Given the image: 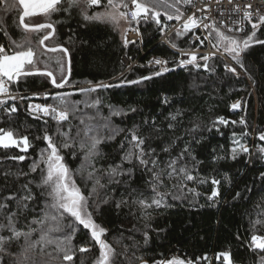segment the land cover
<instances>
[{
	"label": "trees",
	"instance_id": "obj_1",
	"mask_svg": "<svg viewBox=\"0 0 264 264\" xmlns=\"http://www.w3.org/2000/svg\"><path fill=\"white\" fill-rule=\"evenodd\" d=\"M4 6L0 7V45L7 49L11 40H19L23 33L16 27V13L4 12ZM177 6L184 14L187 13L183 2ZM76 11L73 9V13ZM52 20L56 21L57 32L46 44L62 45L69 49L71 60L69 86L65 89H56L47 77L38 75L23 78L19 84L13 85L21 95L32 99L9 101V104H17L18 111L10 116L0 111V127L15 129L21 136L28 135L32 146L28 153H21L16 148L0 149V182L5 170L16 172L22 169L27 172L28 165L37 159L40 150L46 147L44 141L36 139V136H43L45 128L50 133L56 128L54 121L49 120L45 125L43 120L33 119V114L26 110L28 103L35 101L41 104H55L56 101L51 96L47 100L43 99L45 92L52 95L64 91L72 92L74 94L71 99L79 101L91 100L98 95L103 101L98 109L86 108L80 104V111L74 117L70 116L69 121L64 123V130L67 131L71 126L74 134L76 128L80 127L82 117L95 116L97 111L101 117H109V105L127 113L110 117L108 123L116 134L113 139L106 140L99 146L100 155L94 161L96 168L106 169L113 163H120L123 155L121 143H125L127 147L125 137L129 136L130 130L138 128L139 134L147 138L145 148L155 149L158 170L166 168L170 159L178 157L185 145H190L191 156L185 154V158L179 161L177 167L187 165L198 177L197 180L184 182L187 187L182 192H177L178 198L167 196L165 202L168 207L148 209L150 219L144 218L145 214L137 205L130 203L116 208L115 204L121 197L128 199L130 193L133 197L137 192L150 196L152 193L148 181L151 173L140 166L125 164V168H132L130 177L122 178L127 183L109 184L106 176L102 179L101 182L106 184V187L100 190V198L106 197L109 202L100 203L97 209L90 201L89 210L92 211L94 220L107 229L104 238L119 254L117 257L119 264H139L137 257H143L151 264L154 259H170L174 256L194 260L196 264H223V257L217 260V255L225 251L230 252L234 264H259L260 256L264 253L250 250L249 244L253 231L251 222L261 218V214L264 213V178L261 177V173H264V159L259 158L256 152V146L264 144L258 140V133L264 131V45L254 44L242 54L248 72L242 70L248 77L251 76L249 81L227 72L224 67L227 62L217 56H213L207 62L210 71H205L202 67L200 69L192 66L178 67L173 61L180 59L179 55L167 45L158 43L162 35L157 26L154 23L141 22L143 47L148 52L144 61L152 56H163L168 59L169 67L174 71L142 84H126L118 88L101 90L86 97L79 94L77 89L89 86V81L116 84L122 79L133 80L148 75L155 69L139 66L122 76L125 70L122 57L136 56L139 46L124 47L118 29L113 30L111 26L102 24L89 25L85 28L78 14L71 16L68 13L54 14ZM161 20L167 26L175 21H167L163 16ZM44 22H47V18L43 16L30 18L32 24ZM220 30L225 32L221 28ZM250 31L251 29L248 32ZM29 34L33 38L37 35L35 33L27 35ZM225 34L233 35L226 32ZM245 34L236 35L243 37ZM257 37L264 39V26L257 31ZM211 39L214 43L215 33H212ZM171 40L179 49L190 48L186 39ZM220 51L223 52V48ZM201 56H198V62L203 64L204 61L199 59ZM64 59L67 74L68 59L67 57ZM50 67L57 72L59 79L56 64ZM165 98L169 103L164 102ZM237 100L243 102L240 111L231 108ZM130 108H135L136 111H129ZM177 111L181 114L172 120L171 116ZM221 116L229 121L228 125L216 124L213 127V122ZM241 117L247 122L246 128L239 123L235 125L231 123L238 122ZM95 122L97 121H93ZM104 122L102 119L99 120L101 124ZM169 124L172 125L171 128ZM193 128H196L195 132L191 131ZM104 131L107 135L108 130ZM243 131H248L249 135L241 138ZM233 133H236L235 137ZM234 138L241 139L252 154L240 153L236 159H232L230 150L234 146ZM165 147L170 150L164 152ZM61 152L67 166L74 173L73 178L87 194L91 188V181L87 182L88 187H85V180L76 172L81 166L83 153L77 150L74 155L71 149H62ZM9 155H26L27 159L23 162L8 160L6 157ZM33 177L39 178V170L30 177H21L19 180L12 178L9 183L15 190ZM200 179L207 182L200 183ZM212 179L220 181L216 186L219 196L210 200L209 196L214 187ZM174 183H176L174 179H168L165 175L160 190L175 191L172 188ZM33 190L37 194L40 192L35 185ZM237 193L240 194L239 197ZM37 201L38 203L34 202V210L26 213L27 220L21 216L18 226L23 227L41 211L45 198L37 195ZM145 231L149 237L147 244L144 242ZM256 234L264 235V227H258ZM73 245L75 258L71 264H81V261L83 264H94L99 256V248L82 225L75 234ZM81 246L88 248L89 251L80 252ZM0 259L4 264H12L11 258L7 255Z\"/></svg>",
	"mask_w": 264,
	"mask_h": 264
},
{
	"label": "snow or ice",
	"instance_id": "obj_2",
	"mask_svg": "<svg viewBox=\"0 0 264 264\" xmlns=\"http://www.w3.org/2000/svg\"><path fill=\"white\" fill-rule=\"evenodd\" d=\"M181 2L186 5L192 4L193 0H0V4L5 5L4 12L14 11L17 19L15 21L16 27L21 30L23 35L19 40H11L9 48L0 45V111L5 115L10 116L18 111L16 103L9 104V101L30 100L32 97L21 95L13 88V85L19 84L23 78L30 76L47 77L51 85L56 89H65L69 86V78L71 72V60L69 49L62 45L49 46L47 41L52 40L56 36V21L52 20L54 14L68 13L70 16L78 14L84 22L83 26L87 28L89 25L102 24L111 26L113 30L120 27L121 21L128 24H137L141 22L154 23L161 35H164L166 24L162 23L161 17L167 21H181L184 13L177 6ZM221 0H216L220 3ZM229 4H233L232 12L242 13V15L232 21V26L228 27L229 33L217 28L215 23L207 24L204 20L198 18L195 13L188 16L182 24L181 28L177 29L175 36L180 37L193 29L200 28L208 32L204 36V40H208L212 47L219 52L223 48V53L228 56L247 73L248 69L244 64L242 54L245 53L254 44L264 45V39L257 37V31L261 26H264V13L259 9H253L251 3H235L234 0H228ZM73 9L77 10L73 13ZM173 9V11H169ZM197 11H209L208 8L197 9ZM223 15V13H221ZM35 16H43L47 18V22L32 24L30 18ZM256 17L254 20L253 17ZM79 22V21H78ZM245 22L251 25V31L247 32L243 37L235 35V33L245 32ZM223 21L221 25L223 26ZM137 34L139 30L135 29ZM28 33L37 34L35 38L28 36ZM42 33V34H41ZM212 33H215V42L210 39ZM7 35V32L5 31ZM199 40L201 45L203 40L199 36L195 37ZM173 49H177L181 56H186L187 59L177 58L173 61L178 67L188 68L192 66L205 71H210V66L207 63L215 53H210L199 57L204 61L203 64L198 62V56L191 47L188 50L179 49L177 44L170 40L168 41ZM129 43H136L129 41L126 34L124 35V46L127 47ZM43 51H40V50ZM63 53L64 57L68 59V70L65 73V63L63 58H56L54 63L57 66V72L50 69V62L52 57L46 53ZM222 53V54H223ZM169 61L166 59L154 58L149 61V66L155 68L148 75H142L137 79L127 80L122 79L119 83H106L99 81L96 83L88 82L87 87L77 89L79 94L86 97L93 93H98L101 90L109 88H118L124 85H138L146 81H151L156 77H161L165 73L174 71L169 67ZM43 65L41 68L40 65ZM225 70L238 76L237 68L225 64ZM251 79V76H249ZM74 93L64 91L52 95L49 92L43 94V99L47 100L49 96L56 101L55 104H32L26 105V110L33 114V119L43 120L47 125L49 120L54 121L56 128L53 132H49L47 128L44 129L43 136H36V139H42L46 147L42 148L39 157L34 159L28 165V171L22 169L12 172L5 170L2 174V182H0V257L7 255L11 258L12 264H64V262L74 261L75 247L73 240L79 226H83L90 233L91 239L99 248V256L94 261V264H119L117 259L118 253L111 244L104 238L107 229L99 225L90 211V201H92L96 208H99L100 203L107 204L109 201L105 197L100 198V190L106 187L102 183V179L106 176L109 184H124L127 183L123 177H130L132 168H125V164L133 165V167L140 166L147 172L151 173L148 181L151 188V195L145 196L143 192H137L135 197L130 193L129 198L121 199L116 202L115 207L120 208L124 205L134 204L145 214V219H150L151 214L148 209L168 207L166 204V197L172 195L173 198H178L177 192H182L187 187L185 181H194L198 177L193 174V170L189 169L187 165L177 167L180 160L185 158V154L191 156L190 145H185L183 151L175 159H170L166 168L158 170V159L156 158L155 149L145 148L146 137L139 134V129L135 128L129 131V136H126L127 147L125 143H121L120 148L123 150V155L120 158V163H113L106 169H98L95 166V159L100 155V145L106 140L115 137V131L111 130L108 123L111 116L126 115L122 109L109 105V117H101L99 111L95 116H88L80 118V127L76 128L73 134L71 126L68 130H64V123L69 121L70 116L80 111L79 105L83 104L86 108L98 109L103 103L100 96H96L91 100L85 99L83 101L72 100ZM39 94H33L38 96ZM166 104L169 100L165 98ZM241 107V101L237 100L231 105L233 110ZM129 111L135 112V108H130ZM181 113L177 111L175 115L171 116L172 120L177 118ZM104 120L103 124L99 120ZM93 121H97L93 123ZM229 121L224 117H218L213 122V127L216 124L227 126ZM232 124H237L247 127L246 120L241 117L240 120L232 121ZM154 124V122H153ZM171 128L172 125L169 124ZM198 127V126H197ZM108 130L105 135L104 130ZM219 129H217L218 131ZM195 132L196 128L191 129ZM249 135L248 131L241 133V138ZM236 133H233V137ZM258 140L264 142V131L258 133ZM233 147L230 150L231 158L236 159L240 153L251 155L250 148L241 142V139H233ZM31 141L28 135L21 136L17 130L12 128L0 127V149L16 148L21 153H28L31 147ZM62 149H71L75 155L77 150L83 153V160L80 168L76 170L85 180V187H88L91 181V188L87 194L78 186L76 180L73 178V171L67 166L65 157L62 155ZM168 147L163 148L164 152H168ZM256 152L259 158L264 159V144L256 146ZM223 158V157H218ZM8 160L23 162L27 159L26 155H9ZM195 160V157L192 156ZM43 165V167H42ZM39 170V178L35 177L27 179L25 183L21 184L18 189L13 190L9 180L15 178L19 180L21 177H30ZM167 176L168 179H174L176 183L172 188L175 191H161L163 178ZM264 178V173H261ZM205 179H200V183H206ZM214 186L210 200L219 196L217 185L220 181L217 179L211 180ZM33 185L40 189L37 194L33 190ZM7 189V191H5ZM189 191H194L189 189ZM37 195L45 198L44 206L39 213H37L30 221L20 227V218L24 216L27 220L26 213L29 210H34V202H37ZM198 195V194H197ZM239 197V193L236 194ZM252 223V234L250 236L249 248L252 251L259 250V253H264V235L256 234L258 227H264V213L261 218L256 219ZM148 233H144V242H148ZM15 249V250H13ZM51 249V250H49ZM80 252L89 251L88 248L81 246ZM223 257V264H234L230 252H222L217 255V260ZM139 264H150L147 259L137 257ZM0 264L4 261L0 259ZM81 264L83 262L81 261ZM151 264H196L194 260H185L179 257H172L170 259H154ZM259 264H264V255L260 256Z\"/></svg>",
	"mask_w": 264,
	"mask_h": 264
},
{
	"label": "built area",
	"instance_id": "obj_3",
	"mask_svg": "<svg viewBox=\"0 0 264 264\" xmlns=\"http://www.w3.org/2000/svg\"><path fill=\"white\" fill-rule=\"evenodd\" d=\"M234 2L240 3L241 5H243L245 3H251L253 5V9H259L261 11V13H264V0H234ZM2 5L3 4H0V7ZM184 6L187 9V13L185 14V16L179 22H177V21L171 22L167 26V28L164 32V35H162V38L160 39V41L158 43H163V44L167 45L168 47H170L174 52H176L179 55L180 59H187L186 56H181L180 52L177 49H173L170 46V43L168 42L174 38L186 39L188 41V44L191 47V49L196 52L197 56H200V55L203 56L206 54L215 53L214 56H217V57L224 59L228 65H231V66H234L237 68V72L239 73V75L236 76L237 78H246L247 80H249V77L247 76V74L244 73V71L238 65H236L235 62L230 57H228L222 51L217 52V50L212 47V44H210L208 40L203 39L204 36L208 35V32L210 29L205 31L203 29V26L201 25L200 28L193 29L191 32H189L183 36H180V37L175 36L176 30L181 28L182 24L187 19V17L192 15L193 13H195V15L201 19L203 17L207 16L208 19L204 20V23H207L210 25L215 23V25L217 27L223 29L226 33H229L227 31V29H228V27L232 26V21L238 19L242 15V13L232 12L231 9L233 8L234 5L229 4L228 0H221V2L219 4L216 3V0H193L192 4H190V5L184 4ZM203 8H208L209 11H207V12L197 11V9H203ZM221 13H223V15H221ZM253 19L255 20L256 17L254 16ZM221 21L224 22L223 26L221 25ZM244 27H245V32L235 33V35L236 34H245L251 29V25L247 24V22H245ZM135 29L139 30V34H137V31ZM125 34H126L127 39L129 41H135L136 42V43H129L127 47L139 46V52L136 56L124 55L122 57V64L125 68L122 76L130 73L135 67H139V66H145V67H148L151 69H155V68L149 66V61H152L154 58L168 60L167 58H165L163 56L157 55V56H152L149 59L144 61V58L146 57L148 52L145 51L144 47H143V37H142L140 24L139 25H137L135 23L128 24L126 31L124 32V34L121 37V41H122L123 45H124V35ZM229 34H234V33H229ZM196 36H199L201 38V40H203L202 45H201L199 40H195ZM210 39H211V37H210ZM184 50H188V49H184ZM242 107H243V103L241 101V109H242Z\"/></svg>",
	"mask_w": 264,
	"mask_h": 264
},
{
	"label": "rangeland",
	"instance_id": "obj_4",
	"mask_svg": "<svg viewBox=\"0 0 264 264\" xmlns=\"http://www.w3.org/2000/svg\"><path fill=\"white\" fill-rule=\"evenodd\" d=\"M3 6H4V5H2L1 7H3ZM127 27H128V23H125L124 21H121L120 27L118 28V30H119L121 36H122V35L124 34V32L126 31ZM28 36H31V35L29 34ZM47 56L53 58V60L50 62V65H54V64H55L54 61H55L56 58H63L64 63H65V59H64V57H63V54L60 53V52H56V53H47ZM50 68H51V67H50ZM37 103H38V102H35V101L32 102V104H37ZM242 103H243V102H242ZM39 104H41V103H39ZM240 109H241V107H240L239 109H235V111H238V110H240Z\"/></svg>",
	"mask_w": 264,
	"mask_h": 264
},
{
	"label": "water",
	"instance_id": "obj_5",
	"mask_svg": "<svg viewBox=\"0 0 264 264\" xmlns=\"http://www.w3.org/2000/svg\"><path fill=\"white\" fill-rule=\"evenodd\" d=\"M67 59H69V57H67ZM241 110V109H240ZM240 110H238V111H240Z\"/></svg>",
	"mask_w": 264,
	"mask_h": 264
}]
</instances>
